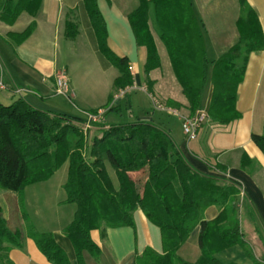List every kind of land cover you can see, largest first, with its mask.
<instances>
[{
	"label": "trees",
	"instance_id": "1",
	"mask_svg": "<svg viewBox=\"0 0 264 264\" xmlns=\"http://www.w3.org/2000/svg\"><path fill=\"white\" fill-rule=\"evenodd\" d=\"M82 1L99 51L118 71L111 97L132 83L128 62L109 48L107 26L97 0ZM137 1V6L128 12L127 20L136 45L146 50L143 71L148 90L152 91L153 84L149 74L161 66L148 24L150 10L173 77L186 101L187 115L203 109V90L210 82L211 96L205 109L208 121L226 126L237 120L240 114L235 107L236 92L248 57L252 52L264 50V34L253 8L246 0H238L240 11L235 23L238 40L210 62L207 76L202 31L191 0ZM40 2L0 0V22L12 25L22 13L34 17ZM34 30L32 21L23 31L9 32L6 37L19 45ZM76 30L73 22H66L69 37ZM167 103L169 107H178L176 100L167 98ZM97 110L87 113L95 114ZM84 122L85 119L69 114L41 111L21 97L10 105L0 103V192L16 194L20 203L28 186L48 180L67 161L63 203L75 205V211L62 233L71 242L77 264H86L84 254L93 259L99 257L100 249L90 236L92 230L133 227V212L137 209L159 229L162 251L157 253L147 247L135 256L134 264H224L214 255L233 246L243 249L252 264H264V259L254 257L252 246L241 230L237 186L192 169L170 134L142 118L110 125L103 121L93 123L101 127V134L92 140L89 148L88 131L82 128ZM251 141L264 153V135L252 134ZM249 163L243 156L241 166ZM156 164L159 168L152 178L132 177L133 173H143ZM214 167L221 173L226 172L220 165ZM209 206H215L218 215L212 220H203V212ZM246 211L247 217L253 220V211L248 207ZM21 217L26 221L22 212ZM6 225L0 208V254L4 255L11 248L22 247L21 232L9 231ZM196 225H199L200 255L189 263L177 251ZM25 236L33 240L49 263L71 264L51 233L37 232L27 224ZM0 264L12 263L0 261Z\"/></svg>",
	"mask_w": 264,
	"mask_h": 264
},
{
	"label": "crops",
	"instance_id": "2",
	"mask_svg": "<svg viewBox=\"0 0 264 264\" xmlns=\"http://www.w3.org/2000/svg\"><path fill=\"white\" fill-rule=\"evenodd\" d=\"M115 1L97 0V4L106 22L108 46L117 56L127 59L128 71L132 77V83L125 88L118 89L119 92L132 85L137 88L146 85V76L143 71L146 50L143 46L136 45L127 20L129 8L131 5L133 6L134 0H129V4L124 1L117 4ZM246 2L255 11L262 34H264V0H246ZM191 5L202 31L207 59L204 70L208 76L210 62L227 51L238 40L235 23L240 11L239 2L238 0H191ZM21 15L12 25L0 22V83L4 86V88L0 87L2 92L0 103L10 105L21 97L31 106L39 109L42 104L49 102L50 96H62L67 99L75 97L78 101L76 108L100 109L101 106L96 103L87 104L79 100L77 92L74 93V90L77 91L75 85L71 91L69 87V92L66 95L55 93V75L61 70H67L68 67L65 65L59 71L54 63L50 64L48 61L50 56L45 48L53 31L61 32L63 38H72L66 34L65 28L66 22H73L77 28L75 35H85L88 44L96 51L95 53L101 54L83 1L41 0L35 16L28 15L29 20L22 25L23 27L18 24ZM32 21L35 23V30L24 42L15 45L8 41L7 33L21 32ZM102 57L104 56L102 55ZM98 61L101 64L102 74L111 71L113 68L116 69L107 59L104 62L102 58H98ZM139 64H142L143 77L138 75ZM112 72L111 86L109 89L106 86L102 93V95L107 94L106 100H108L103 116L105 125V117L109 114L114 115L112 123L119 122L116 119L123 115V111H127L129 116L128 105L124 96L132 90L140 91L139 89H131L122 96H119L118 92L115 91L110 97L113 90V80L118 75V71L116 75L114 70ZM17 90L24 93L18 94ZM211 90L212 86L210 82H207L202 95L203 109H207ZM148 91L152 94L150 90ZM176 102L181 108L180 113L186 115L187 113H184L187 111L185 102L181 100H176ZM60 106L65 105L60 104ZM235 107L240 114L237 120L226 126H217L207 121L197 131L195 138L191 140L185 136L180 135L179 137L178 128L175 129V133L169 128L159 127L170 134L192 169L200 174L216 177L223 183H232L238 187L241 230L243 232L244 227L251 230L255 235L254 241H247L252 246L254 257L260 259L264 258V153L251 141V135H264V50L250 53L243 80L237 87ZM72 108L74 109L73 106ZM112 108H117V110L109 111ZM86 110L85 114L87 113ZM45 112L60 113L49 109ZM178 121H180L179 118ZM90 132L92 139L99 137L101 127L94 125L88 131V133ZM243 156H246L250 161L246 167L241 166ZM215 165L224 167L226 172L221 173L214 169ZM158 168L157 164L153 165L152 168L145 169L143 173H133L132 177L143 180L150 179ZM64 182L60 184L61 187ZM61 204H63L62 201L59 205ZM247 207L254 213L253 220H250L246 215ZM0 208L2 211L3 207L0 206ZM15 209L18 211V207ZM217 215L218 209L215 206H209L203 212V220H212ZM5 220L7 221L6 218ZM70 221L71 219L65 224L67 225ZM133 222V227H101L90 232L91 239L100 249L99 257L93 263L134 264L135 256L147 247L161 253L159 229L145 217L140 209L133 212ZM62 228L40 232H50L57 244L65 251L71 264H77L71 242L63 235ZM20 232L22 247L11 248L5 255L0 254V261L4 263L10 261L12 264H51L39 251L33 240L23 235L21 230ZM198 233L199 225H196L185 243L178 249L177 255L182 260L193 263L199 257ZM214 257L224 264H252V260L239 246L219 251ZM84 260L86 264H90L89 261L92 262L93 258L84 254Z\"/></svg>",
	"mask_w": 264,
	"mask_h": 264
},
{
	"label": "rangeland",
	"instance_id": "3",
	"mask_svg": "<svg viewBox=\"0 0 264 264\" xmlns=\"http://www.w3.org/2000/svg\"><path fill=\"white\" fill-rule=\"evenodd\" d=\"M121 1L127 2L128 4L130 2L129 0H116L115 3L118 4ZM137 4L138 1L134 0L133 6L131 5L130 8L128 6L129 11L134 9ZM148 17L149 28L155 39L161 63L160 68L153 70L149 74V78L153 81L152 95L164 103H166L167 98L171 100H181L186 103L181 96L178 84L173 77L166 50L158 38L157 29L153 23L151 11H149ZM28 20L29 16L22 13L18 24H21L22 26ZM45 48L50 56L48 58L49 63H54L59 71L67 65V70L63 71L66 73L69 80L70 91L75 85L77 91L74 90V93L76 94L77 92L79 100H82L87 104L96 103L101 106L100 109H104L106 112L108 103V100H106L107 94L104 93L102 95V93L106 86L108 89L111 86L112 70H114L115 75L117 74V70L113 68L111 71L102 74V70L100 69L101 64L98 61V58H102L104 62H106V59L98 52L95 53L96 51H94L93 47L91 48L88 44L85 35L80 34L75 35L72 38H63L61 32L59 33L58 30L53 31ZM138 75L139 77H143L142 64H139L138 66ZM1 93L0 90V94ZM34 93L37 94L36 92ZM49 98V102L42 105L40 104L41 106L39 109L44 111L49 109L50 111L65 113L79 118H86V115L84 114L85 110L88 108H76L78 101H76L75 97L67 99L62 96H50ZM124 98L127 101L129 116L127 111H123V115L118 117L116 119L117 121H133L138 117L162 128H169L173 132L175 131V133V129L178 128L179 137L180 135L185 136L184 133L182 135L181 123L178 121V118L167 112L158 111L153 108L150 98L145 92L132 90L127 92ZM59 103L65 106H60ZM180 109L181 108L177 107L179 112ZM89 110L90 109L86 111ZM184 113H187V111ZM105 118L106 125H110L114 121L113 114H109ZM101 121H103V117ZM93 126L94 125L92 124L90 129H92ZM90 129L88 131H90ZM92 140V134L90 132L87 135V148L90 147ZM67 167L68 162L65 161L48 180L28 186L23 192L20 203L16 194L0 192V206L3 207L2 215L7 219L6 228L9 231L21 230L22 234L25 235L27 224L33 230L40 232L42 230L47 231L64 227L68 220H72L75 205L66 203L59 205L65 198V192L60 184L66 180ZM110 173L112 175V171H110ZM17 207L18 211L15 209ZM21 212L25 214L26 221L22 219ZM243 234L245 239L254 241L253 238L255 239V235L251 230H247L243 227ZM94 260L96 259H93L92 262L89 261V263L97 264L96 262L93 263Z\"/></svg>",
	"mask_w": 264,
	"mask_h": 264
},
{
	"label": "built area",
	"instance_id": "4",
	"mask_svg": "<svg viewBox=\"0 0 264 264\" xmlns=\"http://www.w3.org/2000/svg\"><path fill=\"white\" fill-rule=\"evenodd\" d=\"M0 87L4 88V86L0 83ZM131 89H139L140 91L145 92L155 108L158 111L167 112L171 115H174L179 118L182 124V130L185 137L188 140L195 138L197 131L208 121V116L205 109H201L197 111L194 115H184L181 114L177 109L169 107L159 101L155 96H153L149 91L146 85H142L139 88L134 85L128 87L125 90H120L118 92L119 96H122L126 91ZM18 94H21V90L16 91ZM69 92V81L67 75L64 71H60L55 75V93L59 95H66ZM104 109H98L97 113H86L85 122L82 124L83 131L86 132L91 128L93 123L100 122L104 115Z\"/></svg>",
	"mask_w": 264,
	"mask_h": 264
}]
</instances>
